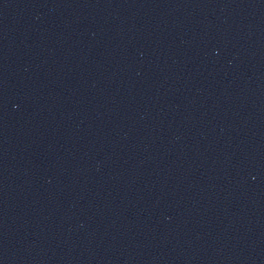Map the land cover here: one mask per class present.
I'll list each match as a JSON object with an SVG mask.
<instances>
[{"label": "water", "instance_id": "1", "mask_svg": "<svg viewBox=\"0 0 264 264\" xmlns=\"http://www.w3.org/2000/svg\"><path fill=\"white\" fill-rule=\"evenodd\" d=\"M0 264H264V0H0Z\"/></svg>", "mask_w": 264, "mask_h": 264}]
</instances>
